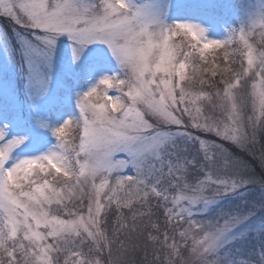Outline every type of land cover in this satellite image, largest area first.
Masks as SVG:
<instances>
[{"label":"snow or ice","instance_id":"6c2138e0","mask_svg":"<svg viewBox=\"0 0 264 264\" xmlns=\"http://www.w3.org/2000/svg\"><path fill=\"white\" fill-rule=\"evenodd\" d=\"M260 4L212 39L209 32L234 7L243 11L242 2L0 0V15L26 30L13 31V53L27 66L32 106L47 100L48 112L63 117L75 92L78 110L52 129L57 143L39 155V142L8 136L11 121L0 112V123L8 121L0 127V264H130L129 245L135 251L141 238L153 246L142 264H264V243L257 259L240 255L249 233L264 231V216L259 230L251 210L220 209L223 224L197 219L243 199L240 189L257 182L249 161L225 144L264 175V144L255 150L264 132ZM65 37L67 63L59 55ZM216 49H224L223 68L207 67L206 53ZM237 55L233 68L229 56ZM113 63L118 74H106ZM205 105L220 118L206 115Z\"/></svg>","mask_w":264,"mask_h":264},{"label":"rangeland","instance_id":"374dc122","mask_svg":"<svg viewBox=\"0 0 264 264\" xmlns=\"http://www.w3.org/2000/svg\"><path fill=\"white\" fill-rule=\"evenodd\" d=\"M209 2L212 3H228L231 5H236L237 3H243L244 10L240 11L236 9L235 7L229 12L227 16H224L217 25L209 32V38L212 39H222L225 36V29L229 27H238L240 24V17L244 16L246 13H253L257 10H259L261 4L260 0H209ZM194 20V22L199 21V17L192 16L189 17ZM18 32L17 36H19V33H25L26 30L15 25L13 21L10 19L4 17L3 15H0V112H4L8 119L11 121L8 126V136L11 138L13 136H24L25 137V143H29L30 141H37L39 142V148L40 151L36 152V155L41 154V152H46L50 148H52L56 143L55 137L52 135V129L55 127H58L61 123H63L64 119H71L74 118L76 115H78V110L75 107V92L72 96V102H71V111L66 114L63 117H58L54 114H51L47 110V100H43L39 103L38 106L33 107L32 101L29 99V89L27 86V66L23 63V60L21 59L18 52L13 53V49H18L19 45L17 44V37L13 35V31ZM5 33H7V36H5ZM9 38H11L9 40ZM29 39H31V36L29 35ZM179 41V38H176ZM259 37H253V41L258 40ZM63 45H60L59 47L62 48V52L59 53L61 59L67 63L71 60V49L68 47V41L67 38H62ZM257 48L262 47V45L256 44ZM233 48L236 46L233 45ZM231 52V49H229ZM238 56V55H237ZM229 56L230 60H237L235 65L237 64L239 67V61L240 57L238 56ZM206 58L208 60L207 67L211 68L212 64L215 63L219 65L220 68L225 67V59H224V49H216V50H210L208 53H206ZM230 66L232 67L231 63L229 62ZM236 67V68H238ZM191 71V69H189ZM119 69L116 67V65L113 63L112 65V71L106 73L108 75L117 73L118 74ZM205 77L208 79H211L210 73H206ZM219 75L215 77L216 80H219ZM251 78H249L250 80ZM56 76H54V82L52 85V93L55 94L56 92ZM98 80V77L95 79L89 78V81L84 83L82 87H79L76 89V92H84L87 91L88 87L91 86V84L96 83ZM199 87V85H197ZM248 90L250 91V83L248 85ZM110 95H115L114 92H110ZM245 112L248 115H251V103L247 104V107L245 108ZM205 114L211 115L217 118H220V110L217 108L215 110H212L207 105H205ZM150 119V118H149ZM187 119V117H185ZM37 120H40L42 123L47 124V127H41L36 123ZM4 123H8V121H4ZM4 123H0V127L4 126ZM175 131V129H173ZM189 131L195 133L194 129L189 128ZM250 131V130H249ZM213 139H215L213 137ZM264 144V132L258 133V143L256 145V151L259 153L260 151V145ZM227 148L235 155L240 157L243 160H248L249 163L252 166V169L254 170V174L256 176L257 182L249 184L246 188L240 189V191H243L246 193L245 197L243 199H233L229 198L223 202H221L217 207L220 208L223 206L222 209L225 208V204H228V211H241V212H247L249 210L255 212V216L253 219L249 222L253 226V228H256L259 230V220L261 216H264V208L261 207V205H264V189L261 187V180H264V175H262V170L259 167V165L251 160L250 157L247 156L246 153L241 151L239 148L231 145V144H225ZM24 145H21V148H23ZM122 158V157H118ZM254 162V164H253ZM129 174H134L131 172V170H126ZM208 196H212L213 192L210 189L205 193ZM152 203H156L155 200L152 201ZM239 206V207H238ZM55 207V206H53ZM113 206V211H114ZM125 214H127V209L124 210ZM210 215H216V213H212ZM207 216H198L197 219L200 220H208ZM219 218V217H218ZM111 220V216L109 217ZM154 220L157 219V217H153ZM163 210H160L159 219L158 222L163 225ZM224 220L223 218L219 220L220 224H223ZM146 232L152 231V229H146ZM108 234L111 237V224L109 225ZM255 240L253 244L256 243H264V231H259V235H257V232H250L248 235L247 240L242 246L243 248L248 249L249 244H251L252 240ZM133 243H139L140 247L137 248L135 251L131 248L129 245L128 250V256L127 259L136 257L135 255H138L139 258L144 259L145 251H147L149 255V259H151V255L153 252V246L151 242L147 241L146 238H141L139 241L133 240ZM251 246V245H250ZM260 246H256L254 250L251 252L255 255L259 251ZM85 251H87V246L85 247ZM256 256V255H255ZM104 258H107V253L105 252ZM131 264V262H130Z\"/></svg>","mask_w":264,"mask_h":264},{"label":"trees","instance_id":"16d2710c","mask_svg":"<svg viewBox=\"0 0 264 264\" xmlns=\"http://www.w3.org/2000/svg\"><path fill=\"white\" fill-rule=\"evenodd\" d=\"M238 57V56H237ZM237 61V60H236ZM230 63L232 62V60H230L229 61ZM231 65H232V67L233 68H236V67H238V65L236 64H232L231 63ZM232 150H234V149H231V151ZM258 153V152H257ZM256 162V161H255ZM253 164H254V162H253ZM264 179V178H263ZM223 208V206H221L220 208H218V210H216V212H213V213H216V215H209V216H207L209 219H212L213 217H216V218H218L217 217V212H219V210L220 209H222ZM224 210L225 211H228V204H225V208H224ZM207 218V219H208ZM219 220H221L222 218H218ZM255 242V240L253 239L252 240V242H251V244H249V248L248 249H246V248H243L244 250L240 253V255H243V256H248V255H250V254H252V259H257V256H255L251 251L252 250H254L255 248H256V246L258 245V246H260L262 243H256V244H253L252 245V243H254ZM251 245V246H250ZM136 257H134L133 256V258H129L128 259V261L129 262H131V264H142V261H143V259L142 258H139V256L138 255H135Z\"/></svg>","mask_w":264,"mask_h":264}]
</instances>
